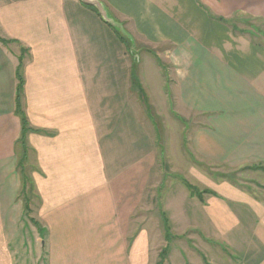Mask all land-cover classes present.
Returning a JSON list of instances; mask_svg holds the SVG:
<instances>
[{
	"label": "crops",
	"instance_id": "obj_1",
	"mask_svg": "<svg viewBox=\"0 0 264 264\" xmlns=\"http://www.w3.org/2000/svg\"><path fill=\"white\" fill-rule=\"evenodd\" d=\"M100 1L132 39L82 0H0V264H264V40L233 23L264 21V0ZM150 107L202 166L252 167L239 183L195 169L200 193L171 181L169 236Z\"/></svg>",
	"mask_w": 264,
	"mask_h": 264
},
{
	"label": "rangeland",
	"instance_id": "obj_2",
	"mask_svg": "<svg viewBox=\"0 0 264 264\" xmlns=\"http://www.w3.org/2000/svg\"><path fill=\"white\" fill-rule=\"evenodd\" d=\"M233 23L238 29H248L250 30L256 38L259 40H264V21L261 19L256 18H240L235 17L233 18ZM144 101H146L148 104H151L150 99L147 97H144ZM147 110L150 112L148 113L151 120V127H152V133H154V139L156 140L155 150L157 153V162L154 166V171L152 173L151 181H150V189H154L152 191V195L155 197L157 194L158 197H156V202L159 203L157 212L160 213V231L168 236L173 231L170 226H167L166 224L169 222L168 214L165 209V190L173 180H181L189 181L191 184L199 187V190L201 189V183H199L196 180V177L194 176L195 172L200 167L203 168V170H206L207 173L213 172V174H222L230 177L234 181L237 180L239 183L241 180L246 182L248 180L247 176L250 174V171H252V167H244V168H228L225 166H217V165H209L204 164L202 166V163H199V161H196L192 153L189 152L187 147V137L186 135H182V131H180V135H178L179 132L176 133V131L171 130L170 128V122L168 120L167 116H163L158 114L154 108L150 107ZM174 116V113H172ZM177 122L182 123V119L177 120ZM185 136V137H184ZM172 138H174L175 142H178L179 144L182 143V145H178V152L173 153V144L171 145ZM259 168V167H254ZM26 169L30 173L32 169V161L30 158L26 161ZM200 170V169H199ZM156 193V194H155ZM193 193V192H192ZM32 200L30 201V209L34 210V205L37 206L39 203L38 196L36 194L31 195ZM38 225L39 223L36 222ZM170 231V232H169ZM170 242V238H168ZM167 244H163L162 249L166 252L169 251ZM174 249L176 247L170 246V249ZM45 257H42L41 264L45 262Z\"/></svg>",
	"mask_w": 264,
	"mask_h": 264
},
{
	"label": "trees",
	"instance_id": "obj_3",
	"mask_svg": "<svg viewBox=\"0 0 264 264\" xmlns=\"http://www.w3.org/2000/svg\"><path fill=\"white\" fill-rule=\"evenodd\" d=\"M114 29L118 32V34L121 36V38L128 40V38L123 35L117 28L114 27ZM22 66H23V54L20 56V62L17 68V77H18V84H17V94H16V102H17V112L20 115L22 119V135L19 138V141L22 143L23 146V153L22 156L18 162V166L20 169V173L22 174L23 178V187L21 190V195L25 202V207L27 210H30V201L32 200L31 195L35 194V189L30 177V173L26 169V161L28 159V148L25 141V134L30 129H33L32 127H29L28 121L26 118V114L22 107V95H23V89H24V77L22 74ZM259 168H263L264 166H260ZM185 184L190 188V190L193 193H200L199 189L191 184L189 181L185 180Z\"/></svg>",
	"mask_w": 264,
	"mask_h": 264
},
{
	"label": "water",
	"instance_id": "obj_4",
	"mask_svg": "<svg viewBox=\"0 0 264 264\" xmlns=\"http://www.w3.org/2000/svg\"><path fill=\"white\" fill-rule=\"evenodd\" d=\"M82 1L86 3L87 5L93 6L96 9H98V11L101 13V15L103 16L106 22H108L113 27L117 28L125 36L132 39L131 35L126 32L123 24L118 22L117 20H115L113 17L110 16L108 9L106 8V6L104 5L102 1L100 0H82Z\"/></svg>",
	"mask_w": 264,
	"mask_h": 264
}]
</instances>
